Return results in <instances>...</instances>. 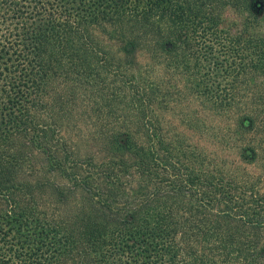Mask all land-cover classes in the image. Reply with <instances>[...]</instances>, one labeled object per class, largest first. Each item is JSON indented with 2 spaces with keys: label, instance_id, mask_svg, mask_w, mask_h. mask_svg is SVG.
Wrapping results in <instances>:
<instances>
[{
  "label": "trees",
  "instance_id": "16d2710c",
  "mask_svg": "<svg viewBox=\"0 0 264 264\" xmlns=\"http://www.w3.org/2000/svg\"><path fill=\"white\" fill-rule=\"evenodd\" d=\"M0 264H264V0H0Z\"/></svg>",
  "mask_w": 264,
  "mask_h": 264
},
{
  "label": "rangeland",
  "instance_id": "374dc122",
  "mask_svg": "<svg viewBox=\"0 0 264 264\" xmlns=\"http://www.w3.org/2000/svg\"><path fill=\"white\" fill-rule=\"evenodd\" d=\"M258 167V166H257ZM252 170L254 169L253 167H250Z\"/></svg>",
  "mask_w": 264,
  "mask_h": 264
}]
</instances>
